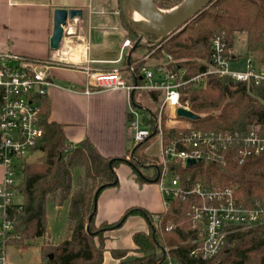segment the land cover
Wrapping results in <instances>:
<instances>
[{
  "label": "trees",
  "instance_id": "obj_1",
  "mask_svg": "<svg viewBox=\"0 0 264 264\" xmlns=\"http://www.w3.org/2000/svg\"><path fill=\"white\" fill-rule=\"evenodd\" d=\"M181 0H154L160 8H170ZM120 9V0H118ZM123 26L133 43L135 33L126 25L119 11ZM245 34L246 59L255 66L264 64V0H214L206 9L192 18L179 32L156 47L140 46L135 51L152 52L156 61L169 55L173 69L185 71L182 79H189L205 72L209 67L210 41L213 36L224 38L230 60L233 40ZM151 41L156 38L149 37ZM32 62H40L25 56ZM133 73L140 77V69L147 67L144 60L131 57ZM128 78H131L125 66ZM152 101L163 99L160 91H150ZM42 100V101H41ZM40 127L43 135L36 151L42 154L39 162L22 168L19 190L23 198L19 210L9 211L13 232L8 245L17 249L46 236V205L59 207L67 203L66 237L58 244L46 240L40 246L45 264H101L105 251L104 233L121 227L129 216H140L147 223V232L132 234L133 248L111 250L117 264H165L167 259L180 264H264V226L229 228V233L219 252L207 261L194 260L188 253L198 247L204 232L205 221L192 219L194 205L201 203L195 195L171 198L164 211L153 214L141 208L127 209L118 221L108 224L95 223L96 200L106 188L118 185L116 167L127 163L137 174V181L144 182L139 164L161 166L156 159L144 154L155 131L156 116L149 117L147 126L151 136L138 144L129 159L107 158L87 139L80 143L68 142L60 124L48 120V105L41 99ZM180 103L199 118L188 120L183 128L165 126L162 117L161 133L164 145L176 140L189 129L196 131L249 132L256 130L264 137V83L236 81L230 77L206 76L200 84H189L180 89ZM235 143L210 150L202 149L200 158L187 166L175 160L168 166L169 175H178L179 186L190 189L199 184L202 188L231 187L238 204L253 206L264 200V151L246 157L240 163ZM189 151V150H188ZM156 171L151 177L156 180ZM147 181V180H146ZM167 249V252L164 251ZM51 257V258H50Z\"/></svg>",
  "mask_w": 264,
  "mask_h": 264
},
{
  "label": "built area",
  "instance_id": "obj_2",
  "mask_svg": "<svg viewBox=\"0 0 264 264\" xmlns=\"http://www.w3.org/2000/svg\"><path fill=\"white\" fill-rule=\"evenodd\" d=\"M64 33L74 34L71 25L67 24ZM65 46V58L71 67L82 71L86 84L82 90L85 95L98 91L124 90L130 96L135 91H160L163 94L161 109L155 119V131L160 138V154L156 169V178L165 202L169 199L186 195L197 196L201 203L192 207L191 216L195 221L204 220L205 227L201 243L188 253L194 260L207 261L213 258L225 243L229 228H248L264 226V200L258 199L253 206L238 204L231 187L202 188L199 184L190 189L179 186L178 175H169L168 166L175 160L186 159L197 161L204 148H218L239 144L240 163L248 156L259 155L264 151V137L256 130L249 132L232 131H196L189 129L178 139L163 144L161 133L162 109H188L180 103V89L189 84H200L206 76L217 78L230 77L236 81L264 83V64L255 66L247 60L244 70L230 68V59L226 53L224 38L213 36L210 41L208 69L189 79H182L185 71L173 69L171 56L153 67H142L140 77L133 82H126L125 67H113L107 71L91 67V61L84 57L86 47L78 51L74 60L71 40ZM62 46V45H61ZM129 40L123 42V48H130ZM61 49V48H60ZM76 54V53H75ZM77 56V55H76ZM129 72V71H128ZM54 85L49 78L48 66L41 62H32L19 54L0 53V264H8L6 247L13 232L12 222L8 219L9 211L19 210L21 203L14 202V196L20 194L19 185L14 182L16 171H21L36 152L37 143L43 135L40 127V100L47 89ZM133 115L135 113L131 111ZM187 127V126H186ZM132 141L138 145L151 136L150 128L134 126ZM189 150V151H188ZM38 152V151H37ZM168 177L169 184L164 186L162 180ZM154 223L159 217L153 215ZM165 264H180L167 259Z\"/></svg>",
  "mask_w": 264,
  "mask_h": 264
},
{
  "label": "crops",
  "instance_id": "obj_3",
  "mask_svg": "<svg viewBox=\"0 0 264 264\" xmlns=\"http://www.w3.org/2000/svg\"><path fill=\"white\" fill-rule=\"evenodd\" d=\"M55 9L83 10L82 20L69 25L74 32L78 31L76 37L80 43L77 44V48L86 47L84 57L91 61V67L104 71L113 67H124L129 49L123 48V42L128 39L120 10H117V0H0V53L31 57L41 64H45V57L50 55L57 60L65 58V47L52 51L48 45ZM71 47L73 51L75 47L73 45ZM152 53L153 51L145 54L143 52L138 56L133 53L132 56L136 55L137 60H144L145 65L147 62V67H153L163 59L156 61L151 57ZM232 59L235 60V57L232 56ZM47 66L49 78L54 84L47 89L46 95L42 98L48 105V120L60 124L66 140L72 144L87 139L104 157L129 158L137 146L132 141L133 128L135 125L142 128L139 125L140 116L136 108L145 107L139 104L136 96H139L140 92L148 95L150 91L139 93L135 91L130 94L131 98L124 90L98 91L85 95L82 90L86 84V76L82 71L61 64ZM124 78L127 83L133 82V77L128 78L126 73ZM149 100L152 102L150 98ZM147 112L148 117H151L149 111ZM167 114L169 118L171 117L168 118V122L178 123L179 120L182 123L167 127L188 126L187 122L176 116V113L175 116ZM148 147L144 154L158 162L159 157L147 153ZM120 165L115 169L118 185L104 189L97 197L96 224L114 223L129 208H141L153 215H157L156 212L160 208V195L163 200L160 189L159 195L158 190L154 188L153 196L143 193L147 186L139 191L131 181L133 174L130 173L127 181L119 175L117 171L119 169L123 171L120 168L123 166ZM151 170L154 175L155 167ZM135 179L137 181V176ZM164 209L163 200L162 212ZM121 228L110 229L104 233L105 251L101 264H117L110 251L132 249V234L136 231L147 232V223L145 222L143 229L131 230L129 239L120 236Z\"/></svg>",
  "mask_w": 264,
  "mask_h": 264
},
{
  "label": "rangeland",
  "instance_id": "obj_4",
  "mask_svg": "<svg viewBox=\"0 0 264 264\" xmlns=\"http://www.w3.org/2000/svg\"><path fill=\"white\" fill-rule=\"evenodd\" d=\"M117 10L118 11L120 10L118 0H117ZM76 35H78V31L77 32L75 31L74 34L71 36L64 33L63 42H62V46H61V48L65 47L66 45L69 44L68 43L69 40H71V44L76 48V50L73 51L76 53V54L73 53L74 60L78 59V53L77 52L82 50L79 47L77 48V44H79L80 41H79V39H77ZM127 39L130 41V44L132 45L130 37L127 36ZM142 53H143L142 51H139L136 55L137 56L142 55ZM230 54L235 57V60L230 61V64H229L230 68L233 70H240V71L244 70L246 67V63H247L246 52H245V34L239 33L235 36V38L233 40L232 49L230 50ZM44 61L46 62L45 65L61 64V65L71 66V64L66 60V58H63L61 60H57V59H54V57L51 55L48 57H45ZM146 65H147V62H146ZM137 93H139V91H137ZM140 93L141 94H139V96L138 95L136 96V100L139 102V104L145 105V107L143 109L142 108H136V111L139 113V116H140L139 125L142 128H148V126L146 125L147 121H148L147 118L149 119V117H148L149 115H148L147 111H149V113L151 114L150 116H156L157 117L159 112H160V109H161L162 101L159 98H157L156 101L151 102L148 98V95L145 92H140ZM167 113L171 114V116H173V115L175 116L176 110L174 108H169V107L168 108L164 107L162 109V117H166L165 126H167V125L172 126V124H174L176 126L178 123L182 124L179 120H178V123H176L175 121H174L175 123L168 122L169 116ZM147 153L155 156L156 158L159 157V154H160V138H159V136H156L155 138H153L151 140V145L148 147ZM41 157H42V154L39 151L38 152L36 151L33 154L31 160L28 162V164H34V163L39 162ZM127 159H129V158H127ZM153 160H154V158H153ZM120 166H123V167H120V168H122L123 171H120V169H119L117 171L119 173V175H121V177H123V179L127 181L128 178L130 177V173L133 174L131 181L137 186L139 191L142 190L144 188V186H147L146 187L147 189H144V191H143V193L145 192L146 195L149 194V195L153 196L154 195L153 194L154 188H156L159 192L158 182L153 181L151 179V177L153 176V172L151 170V168L154 167L153 164H151V163H148V164L143 163L142 164L141 163L138 165V167H139L138 169L140 171L141 176H144V178H145L144 182L136 181L135 178H136L137 174L131 171V167L127 163H122ZM2 174H3V172H2V169L0 167V179L2 178ZM21 181H22V173H21V171L18 170V171H16V174L14 177V182L16 184H20ZM162 184L164 186H168L169 178L165 177L162 180ZM159 195H160V192H159ZM134 197H137V196H134ZM138 197H140V196H138ZM159 198H160V200H159L160 208H159L158 212H156L157 214L161 213L162 209H163V200L161 198V195L159 196ZM22 200H23V198L20 194H16L14 196V202L15 203H21ZM56 206L59 207L58 205L51 203V202H48L46 205V226L48 228V231L46 228L47 234L45 237L38 238V239L22 246L19 249H17L13 245H7L6 257H7L8 264H45V258L41 255L40 246L46 240L50 241L52 244H58L62 240V238L67 236L65 231H66V224H67L66 222H67L68 205H67V203L62 204L60 206V209H57ZM124 224H125L124 226H121L122 228L120 230H122V231H120L119 233H120V236L123 237L124 239H129L130 237L128 235H129L130 231L133 229H135V230L143 229V227L145 226V221L140 216H129ZM96 225L98 226L99 224H96ZM141 226H142V228H141ZM164 251L167 252V249H164ZM113 260L117 261L114 258H113Z\"/></svg>",
  "mask_w": 264,
  "mask_h": 264
},
{
  "label": "water",
  "instance_id": "obj_5",
  "mask_svg": "<svg viewBox=\"0 0 264 264\" xmlns=\"http://www.w3.org/2000/svg\"><path fill=\"white\" fill-rule=\"evenodd\" d=\"M213 1L181 0L170 8H160L154 0H120V12L123 20L136 35V39L130 46L125 59V64L131 76L135 79L131 57L138 47L159 46L167 38L182 30L192 18L206 9ZM82 18L83 10L81 9H55L52 15V32L48 42L49 49L58 51L63 42L66 25L77 23ZM149 37L156 39L151 41ZM176 116L188 120L199 118L196 114L184 108H178ZM195 162L193 159L185 160L187 166Z\"/></svg>",
  "mask_w": 264,
  "mask_h": 264
}]
</instances>
